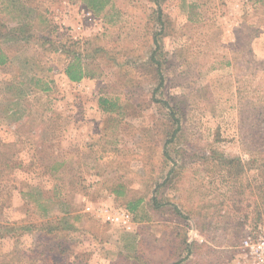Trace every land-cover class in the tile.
Here are the masks:
<instances>
[{"label":"rangeland","instance_id":"374dc122","mask_svg":"<svg viewBox=\"0 0 264 264\" xmlns=\"http://www.w3.org/2000/svg\"><path fill=\"white\" fill-rule=\"evenodd\" d=\"M0 22V62L17 56L0 78L22 62L53 73L47 94L0 87V264H137L136 250H73L70 228L48 222L81 194L133 223L173 217L184 250L171 264H248L240 242L264 222V0H0ZM76 55L79 86L63 74ZM21 118L42 124L9 132ZM68 138L93 155L70 157ZM104 178L113 198L87 188Z\"/></svg>","mask_w":264,"mask_h":264},{"label":"crops","instance_id":"0c3cea01","mask_svg":"<svg viewBox=\"0 0 264 264\" xmlns=\"http://www.w3.org/2000/svg\"><path fill=\"white\" fill-rule=\"evenodd\" d=\"M10 53L11 54H9V52L7 53L8 59L4 63L0 64V68L2 66H5L4 68H6L7 65L10 67L13 63L17 64V56H15V52ZM26 66L27 63L22 62V69H20V67H18L17 65L15 66L16 69L12 72H7L5 74L3 73L2 78H0V87L3 81H5V83H8L9 89L10 86L13 87L14 83H21L22 80H34V84L33 87H31V90H34V92H36L37 94H41L42 92L44 94L49 93V79H52L53 77L52 71L31 72L26 68ZM64 77L66 80H68L65 74ZM84 80L85 77L81 78L77 82L69 80L68 81L72 84H76L79 86L82 85V81ZM39 81L40 84L43 85L42 87L48 88V90L43 91L40 88L41 86L38 84ZM21 94L22 93L20 90L15 92V95L19 96ZM27 96L28 95L24 94L23 101L21 105L19 104V109L29 110L31 108L33 110V102H30L31 100H29ZM38 124L41 125L42 121L35 122L32 119L21 118L11 120L7 124H5V126L8 128L9 132H13V134H18L21 132H25V130H21L20 128L37 126ZM10 128L13 129V131ZM72 141V139H69L68 141L61 142L63 148L68 146L71 150L69 151L71 152L69 154L70 157L81 158V156L89 155L88 157H90L93 155V153H91L90 151H80V153L78 151H74L69 146ZM28 149L29 148L25 147V150H21L20 152L23 153L25 151H28ZM20 152L11 157H27L26 155H23ZM35 153H39V151L35 150ZM56 157L58 156L56 155ZM42 173L48 177H52L51 174H48L47 172ZM107 183L108 180L106 181L104 178L102 180L100 179L99 182H96L91 187L88 184L87 188L89 187V189L91 190H100L102 192L101 194L103 195V198H109L110 195L111 198H113L112 193H109L110 189L107 187ZM89 189L87 190L89 191ZM75 196L76 195H71L65 199L64 197H61L63 201L60 202V205H68L69 208L66 209V211H62L61 213L59 212V214L53 217L51 216L47 218L49 219V223L53 222L59 227H61L60 225H62L67 228H70L71 240L73 241L72 243H74L72 247L73 250H136L135 256H137V264H145V261L146 263L150 264L149 261L145 259V257L149 258V250H151L152 252V264H158L162 261L171 264L173 263V261L175 262V257L177 254H172V250H184L181 246L179 247L178 231L175 230L176 226L174 223V219L172 220L173 217L169 215L161 214L158 217L154 215L153 212L152 214H148L147 216L140 217L136 220L135 223H133V227L131 230H126L122 228L118 229L119 227L112 226L107 227L109 225L104 224V221L101 220V218L96 221L92 214L84 210L86 204H92V202L88 201V198L84 194L78 195L77 198ZM156 251L159 255L160 252H163V260H160L159 258H154L157 255ZM170 256H172V258H170Z\"/></svg>","mask_w":264,"mask_h":264},{"label":"built area","instance_id":"2783aa9c","mask_svg":"<svg viewBox=\"0 0 264 264\" xmlns=\"http://www.w3.org/2000/svg\"><path fill=\"white\" fill-rule=\"evenodd\" d=\"M84 210L99 216L104 222L114 224L120 228L131 230L133 227L131 215L126 210L91 203L86 204ZM240 249L241 254H239V257L244 262L264 264V222L245 235L240 242Z\"/></svg>","mask_w":264,"mask_h":264},{"label":"trees","instance_id":"16d2710c","mask_svg":"<svg viewBox=\"0 0 264 264\" xmlns=\"http://www.w3.org/2000/svg\"><path fill=\"white\" fill-rule=\"evenodd\" d=\"M85 2L87 3V5L89 6V7H92V8H96L97 6H99L100 8L105 4V2H106V0H100L99 2H94V0H85ZM96 6H95V5ZM157 17H158V20H159V18L161 17V10H160V8H157ZM3 22H0V29H2V28H5V26L2 24ZM15 34L16 33H13V37H15ZM13 37H9L10 39L11 38H13ZM17 37V36H16ZM17 39H18V37H17ZM24 39H27V38H21V40L23 41ZM18 41H20V40H18ZM44 44V43H43ZM52 45V44H51ZM155 45H156V47H159L158 45H157V42H155ZM63 50H65V52H68V50H66V48L64 47V45H63V49H62V51ZM78 55H76V56H73L69 61H68V63L66 64V66H65V68H64V70H63V73L65 74V76L67 77V79L69 80V81H73V82H77V81H79L81 78H83V77H85L86 75H89V74H87V72L86 71H84V69H83V67H82V64L80 63V58L79 57H77ZM151 60H152V62L153 63H155L156 64V69H157V71H159L160 72V64H161V62L159 61V59L158 58H156L155 56H154V53H152V55H151ZM0 61H2V60H0ZM5 62V61H4ZM4 62H0L1 64L2 63H4ZM159 80H160V82H159V84L160 85H162L163 83H162V81H163V76H162V74H160L159 73ZM38 84L41 86L40 88L43 90V91H46V90H48V88H45V87H42L43 85H41L40 84V81L38 82ZM97 103H98V105L101 107V110L102 111H104V112H107V111H109V110H112L111 109V106L113 105V104H111V102L110 101H108L106 98H103V97H98V99H97ZM164 104H165V106L166 107H169V109L170 110H172V108H171V106L166 102V101H164ZM171 113H173L172 111H171ZM62 163L63 162H59V163H55V165H54V169H49L48 168V171H45V172H47V173H53L54 171H56V170H58V168L62 165ZM50 167V166H49ZM50 170H52V171H50ZM54 170V171H53ZM115 192L116 193H121V191H118V190H115ZM154 201V204H156V206L157 205H159L158 203V201H155V200H153ZM135 205H137V203L135 204ZM66 211V210H65ZM52 251H55V250H52ZM48 252L50 253L51 252V250H48ZM59 253V252H58ZM50 259V258H49ZM51 260L55 263V261L51 258ZM27 264H49L48 263V258L47 259H44V258H42V257H40V258H38L37 260H33V261H31L30 263H27ZM58 264V263H57Z\"/></svg>","mask_w":264,"mask_h":264}]
</instances>
